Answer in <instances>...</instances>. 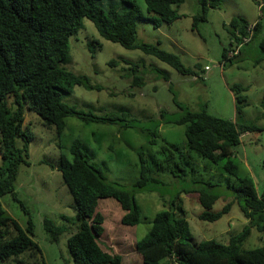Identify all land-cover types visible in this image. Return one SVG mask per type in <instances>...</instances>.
Wrapping results in <instances>:
<instances>
[{"label":"rangeland","instance_id":"374dc122","mask_svg":"<svg viewBox=\"0 0 264 264\" xmlns=\"http://www.w3.org/2000/svg\"><path fill=\"white\" fill-rule=\"evenodd\" d=\"M145 11L144 0H134ZM218 8H207L205 20L193 23V17L201 15L196 0H185L178 7L180 18L172 24L159 27L144 19L137 21V40L156 43L159 47L177 54L181 62L194 69L195 75H183L154 56L139 49H126L120 44L102 38L93 23L82 19L80 29L69 39V52L61 63L65 69L86 77L85 87L76 85L72 91L62 92V100L84 113L116 117L114 122H85L75 116L65 119L60 135L54 126L43 125L33 111L25 110L22 129L31 137L28 144V163L21 164L15 180V191L21 204L9 193L0 196L6 213L26 229L28 216L33 222L31 238L39 245L45 264H74L67 248V238L76 231L78 222L70 195L60 171L57 169L61 153L71 157L69 148L79 140L91 162L102 171L109 182L118 183L135 195L141 210L140 222L124 225L123 214L113 198L98 200L96 211L104 216L103 231L98 242L104 251L122 256L121 264H143L135 251L134 242L142 238L150 228V219L161 209L175 202L185 212L194 241L214 239L227 243L247 223L237 203L233 204V192L229 187L238 179L229 174L222 162H213L191 154L193 175L175 178L166 172L159 173L160 183L149 184L142 190L134 189L139 176L138 152L143 150L151 161L156 151L173 143L186 152L184 125L166 123L183 113L173 101V96L184 108L231 119L237 124H254L264 127V56L258 47V39L240 46L241 54L222 66V51L229 45L227 24L232 17H241L249 24L261 14L254 0H221ZM244 45V46H243ZM116 65H109L110 60ZM138 63V75L143 83L132 85L129 66ZM198 66V67H196ZM207 66V69H204ZM241 84L245 90V104L240 114L235 113L236 101L231 86ZM8 101L11 103L12 98ZM162 111V116L160 112ZM151 132H155V144H150ZM233 160L238 166L237 175L250 176L257 192L264 188V129L240 135V143L233 149ZM1 162V159H0ZM207 182L211 183L209 186ZM148 188L154 190L147 191ZM204 189L217 193L212 212L233 201L229 211L218 220L209 222L198 219L202 207L191 190ZM178 206V207H177ZM29 215H28V213ZM48 218L62 226L58 242H50L43 225ZM13 232V231H12ZM261 234L253 227L242 243V248L260 246ZM31 263L27 254L20 256ZM38 260V257L36 258ZM8 264H17L10 261Z\"/></svg>","mask_w":264,"mask_h":264},{"label":"trees","instance_id":"16d2710c","mask_svg":"<svg viewBox=\"0 0 264 264\" xmlns=\"http://www.w3.org/2000/svg\"><path fill=\"white\" fill-rule=\"evenodd\" d=\"M201 7V15L193 17L205 20L207 8H218L221 0H196ZM260 6V17L249 24L241 17H232L227 24L229 45L222 51V66L232 62L227 52L234 46L258 39V47L264 56V0H254ZM143 14L134 0H0V196L9 193L22 206L15 191V180L21 164L28 163V144L31 140L22 125L25 110L33 111L42 119L43 125L54 126L61 134L65 119L75 116L85 122H114L116 117L94 115L76 110L62 100V92H71L81 85L91 88L86 77L76 75L61 65L69 52V39L82 25V19H89L98 34L126 49H139L147 55L168 64L183 75H195L194 69L186 67L179 56L159 47V42L146 43L137 40V21L144 19L154 27L170 25L180 18L178 7L185 0H144ZM244 43V44H246ZM109 65L115 66L116 60ZM198 67V66H196ZM138 63L129 66L132 85L143 83L138 75ZM234 93L235 113H241L245 87L231 86ZM12 98V102L8 101ZM183 113L166 123L184 125L187 151H182L173 143L165 144L148 161L144 151L138 152L139 176L134 189L142 190L149 184L160 183L159 173L166 172L175 178L193 175L190 151L198 157L213 162H222L223 168L236 176L238 183L229 187L233 201H228L221 210L212 212L213 204L219 198L217 193L204 189L191 190L202 207L198 214L201 221L213 222L227 213L234 203L246 218L242 230L232 235L227 243L214 239L194 241L189 223L182 208L171 206L156 212L150 219L147 233L134 242L135 251L143 264H264V188L257 192L250 176L237 175L238 166L233 160L232 149L239 145L240 135L262 131L264 127L254 124H237L231 119L209 114L205 109L194 111L184 108ZM264 110V95L261 98ZM162 111L160 115L162 116ZM150 144H155L156 134L150 133ZM71 157L60 154L57 169L72 196L73 210L78 226L67 238V248L74 264H121L122 256L104 251L98 237L103 231L104 216L96 211L98 200L113 198L118 202L123 214L121 224L136 225L140 222L141 210L132 191L109 182L102 171L83 150L79 140L69 148ZM209 186L211 183L207 182ZM154 189L148 188L147 191ZM233 202V204H232ZM28 213V212H27ZM29 215V213H28ZM43 225L50 242H58L63 227L45 218ZM260 234L262 244L255 248H242L250 228ZM33 222L28 216L26 229H22L9 216L0 202V264L10 261L17 264H45L39 245L31 238ZM13 231V232H12ZM27 254L31 263L20 256ZM38 257V260L36 259Z\"/></svg>","mask_w":264,"mask_h":264},{"label":"built area","instance_id":"2783aa9c","mask_svg":"<svg viewBox=\"0 0 264 264\" xmlns=\"http://www.w3.org/2000/svg\"><path fill=\"white\" fill-rule=\"evenodd\" d=\"M262 4H264V2H263ZM260 6H261V5H260ZM260 6H259V7H260ZM248 39H249L248 37L245 38V39L243 40V42L246 43V42L248 41ZM244 43H243V44H244ZM241 45H242V44L232 47V48L227 52V54H226L227 58H228V59H229V58H233L235 55H237L238 52H239V48H240ZM220 65H221V67H222L223 64H220ZM207 68H208V67L206 66L205 69H207Z\"/></svg>","mask_w":264,"mask_h":264},{"label":"crops","instance_id":"0c3cea01","mask_svg":"<svg viewBox=\"0 0 264 264\" xmlns=\"http://www.w3.org/2000/svg\"><path fill=\"white\" fill-rule=\"evenodd\" d=\"M244 46V45H243ZM241 54V50H240V53H239V55ZM206 67V66H205ZM205 69V68H204Z\"/></svg>","mask_w":264,"mask_h":264}]
</instances>
